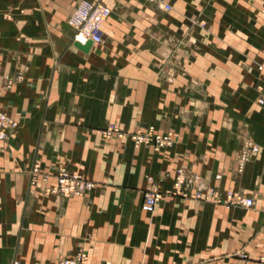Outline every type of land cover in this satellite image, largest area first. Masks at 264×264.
Listing matches in <instances>:
<instances>
[{"label":"crops","instance_id":"obj_1","mask_svg":"<svg viewBox=\"0 0 264 264\" xmlns=\"http://www.w3.org/2000/svg\"><path fill=\"white\" fill-rule=\"evenodd\" d=\"M78 1L0 0V110L16 123L0 140V264L77 250L85 264H264V0H87L109 14L85 51L67 25ZM107 125L173 143L133 148ZM245 139L257 151L238 171ZM33 163L45 180L29 184ZM59 167L93 190L44 192ZM179 167L253 205L195 200L192 184L167 195Z\"/></svg>","mask_w":264,"mask_h":264},{"label":"built area","instance_id":"obj_2","mask_svg":"<svg viewBox=\"0 0 264 264\" xmlns=\"http://www.w3.org/2000/svg\"><path fill=\"white\" fill-rule=\"evenodd\" d=\"M155 1V0H147ZM163 9L168 10L170 7L163 4ZM264 9V2L262 3ZM109 14V9L100 4L87 0L78 1L72 8L68 18L67 25L72 29V40L84 43L90 40L91 43L101 42V25ZM8 80L6 85H8ZM257 96L256 103L264 104V84L256 87ZM16 127V123L3 111L0 110V140L5 139L8 134ZM104 137H126L134 148L140 146H148L157 151L164 147H169L173 143L172 134L157 131L153 125H147L144 128L136 129L129 133H124L113 125H107L102 131ZM257 151V147L250 140L245 139L238 153L237 170L240 171L244 162L249 156ZM55 183L51 187H45L44 192L57 194L61 197L83 196L94 188V183L79 174L72 173L66 169L59 167L55 174ZM218 178V175L215 176ZM38 179L45 180V176H41L37 163H33L29 170V184H34ZM149 179V178H148ZM194 185V191L189 195L195 200H202L213 204H221L225 207H242L249 208L253 205V200L240 193L239 191L226 188L222 193L210 185H204L198 175H189L182 167L175 169L173 189L166 191V194H180L183 185ZM161 193L155 187H150L142 193L139 209L143 212L151 213L158 201ZM87 260L86 253L77 250L73 255L58 259L56 264H85ZM260 261H264V257H260ZM11 264H18L16 259ZM95 264H109L103 261Z\"/></svg>","mask_w":264,"mask_h":264},{"label":"water","instance_id":"obj_3","mask_svg":"<svg viewBox=\"0 0 264 264\" xmlns=\"http://www.w3.org/2000/svg\"><path fill=\"white\" fill-rule=\"evenodd\" d=\"M91 45L90 40H86L83 44H80L78 42H74V46H76L79 49L86 50Z\"/></svg>","mask_w":264,"mask_h":264},{"label":"rangeland","instance_id":"obj_4","mask_svg":"<svg viewBox=\"0 0 264 264\" xmlns=\"http://www.w3.org/2000/svg\"><path fill=\"white\" fill-rule=\"evenodd\" d=\"M107 138V137H106ZM109 138V137H108ZM133 147V146H132ZM144 147H148V146H144ZM134 148V147H133ZM89 180V179H88ZM91 181V180H90Z\"/></svg>","mask_w":264,"mask_h":264}]
</instances>
